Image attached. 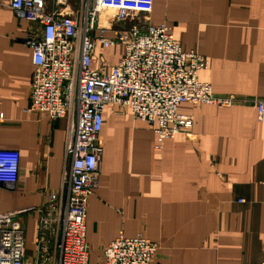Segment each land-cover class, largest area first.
<instances>
[{
	"label": "crops",
	"instance_id": "0c3cea01",
	"mask_svg": "<svg viewBox=\"0 0 264 264\" xmlns=\"http://www.w3.org/2000/svg\"><path fill=\"white\" fill-rule=\"evenodd\" d=\"M0 0V149L19 152V168L0 175V212L40 206L66 186L67 117L29 111L32 50L24 40L41 26L14 15ZM48 11L55 0H45ZM92 0H67L78 19ZM154 24L166 22L183 50L209 61L198 78L217 95L240 100L229 107L182 102L192 126L155 148L152 127L131 110L107 104L99 133L102 156L88 197V264H103L114 238L141 233L157 244L150 264H249L264 259V0H154ZM96 36L95 32L91 33ZM107 35H112L108 33ZM120 46V52L115 49ZM123 46L93 49L103 73ZM122 110V112H120ZM25 262H38V213L23 216ZM53 251L56 236L45 231ZM58 236V235H57Z\"/></svg>",
	"mask_w": 264,
	"mask_h": 264
},
{
	"label": "built area",
	"instance_id": "2783aa9c",
	"mask_svg": "<svg viewBox=\"0 0 264 264\" xmlns=\"http://www.w3.org/2000/svg\"><path fill=\"white\" fill-rule=\"evenodd\" d=\"M66 1L55 0L50 11L45 0L10 1L15 16L41 26L40 33L29 32L24 40L33 64L28 110L69 119L65 151L71 164L66 186L50 193L45 204L0 212V264H27L23 216L34 212L39 222L36 264H88L86 207L100 171L99 133L107 104L128 107L134 118L152 127L160 149L166 139L192 126L191 116L178 113L180 103L229 107L240 100L214 94L198 78L209 61L194 49L183 50L170 24L151 21L154 0H92L79 21L62 12ZM96 43L104 49L123 46L105 73L92 67ZM257 105L261 119L264 101ZM19 159L17 150L0 149V175L17 173ZM45 231L56 236L53 251ZM156 251L157 244L141 233L120 234L104 248L103 264H150ZM249 264H264V259Z\"/></svg>",
	"mask_w": 264,
	"mask_h": 264
},
{
	"label": "rangeland",
	"instance_id": "374dc122",
	"mask_svg": "<svg viewBox=\"0 0 264 264\" xmlns=\"http://www.w3.org/2000/svg\"><path fill=\"white\" fill-rule=\"evenodd\" d=\"M120 49H121V48H120V46H119V47H117L115 50L120 52Z\"/></svg>",
	"mask_w": 264,
	"mask_h": 264
}]
</instances>
